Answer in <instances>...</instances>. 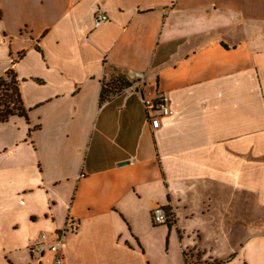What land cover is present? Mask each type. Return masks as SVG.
I'll list each match as a JSON object with an SVG mask.
<instances>
[{
  "label": "crops",
  "instance_id": "1",
  "mask_svg": "<svg viewBox=\"0 0 264 264\" xmlns=\"http://www.w3.org/2000/svg\"><path fill=\"white\" fill-rule=\"evenodd\" d=\"M0 52L27 111L0 124V264H52L30 246L67 221L63 264H185L196 217L225 228L264 199V0H0Z\"/></svg>",
  "mask_w": 264,
  "mask_h": 264
},
{
  "label": "rangeland",
  "instance_id": "2",
  "mask_svg": "<svg viewBox=\"0 0 264 264\" xmlns=\"http://www.w3.org/2000/svg\"><path fill=\"white\" fill-rule=\"evenodd\" d=\"M4 54L0 52V59ZM9 80V79H8ZM214 215L206 216L205 219L196 217L194 228L200 234V242H197L199 235L189 232L188 243L194 241V246L183 247L186 264H214V261L226 262L234 259L230 264H245L254 256V251L249 250V245L264 240V199L252 193L250 202V213L247 211V204L236 209L233 216L234 223H229L225 228H218L215 225ZM203 219V220H201ZM250 221V227L247 222ZM189 230V229H188ZM155 264H179L178 248L171 260H163L155 257Z\"/></svg>",
  "mask_w": 264,
  "mask_h": 264
},
{
  "label": "built area",
  "instance_id": "3",
  "mask_svg": "<svg viewBox=\"0 0 264 264\" xmlns=\"http://www.w3.org/2000/svg\"><path fill=\"white\" fill-rule=\"evenodd\" d=\"M107 17L97 12L94 15V27L106 22ZM142 104L148 124L152 130H156L161 126V120L172 115V109L168 97L164 94H158L154 99L142 98ZM172 214L165 206H156L151 211V222L154 226H167L172 222ZM77 226L72 221H67L64 228L53 233L51 243H45L47 236L42 234L40 240L30 246L32 255L40 258L46 251L52 256V264H63V256L61 253L63 239L67 233H74Z\"/></svg>",
  "mask_w": 264,
  "mask_h": 264
},
{
  "label": "trees",
  "instance_id": "4",
  "mask_svg": "<svg viewBox=\"0 0 264 264\" xmlns=\"http://www.w3.org/2000/svg\"><path fill=\"white\" fill-rule=\"evenodd\" d=\"M131 83L132 82H129L122 77L112 80L108 85H105L107 88H102L100 93V102L104 100L105 93H108L107 90L109 86L114 85L119 89H123L129 88L131 86ZM12 117H20L27 120V111L23 107L16 75L12 69H9L4 73L3 76L0 77V124L8 122ZM172 224L173 219L172 222L167 225V227L172 226ZM229 261L230 259H228L226 262ZM224 263L225 262L214 261V264Z\"/></svg>",
  "mask_w": 264,
  "mask_h": 264
},
{
  "label": "water",
  "instance_id": "5",
  "mask_svg": "<svg viewBox=\"0 0 264 264\" xmlns=\"http://www.w3.org/2000/svg\"><path fill=\"white\" fill-rule=\"evenodd\" d=\"M122 165V164H121Z\"/></svg>",
  "mask_w": 264,
  "mask_h": 264
}]
</instances>
